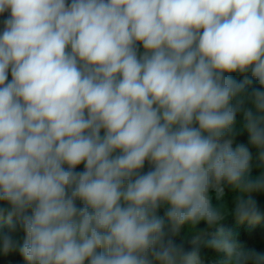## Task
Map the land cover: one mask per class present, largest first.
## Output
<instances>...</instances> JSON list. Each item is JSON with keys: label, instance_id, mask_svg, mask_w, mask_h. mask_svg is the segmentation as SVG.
Segmentation results:
<instances>
[{"label": "clouds", "instance_id": "clouds-1", "mask_svg": "<svg viewBox=\"0 0 264 264\" xmlns=\"http://www.w3.org/2000/svg\"><path fill=\"white\" fill-rule=\"evenodd\" d=\"M5 13L0 251L26 264H198L174 240L183 226L195 244L201 222L264 218V172L233 148L246 130L264 168V0H0ZM249 72L251 92L225 75ZM208 243L232 264H264L222 226Z\"/></svg>", "mask_w": 264, "mask_h": 264}, {"label": "trees", "instance_id": "trees-1", "mask_svg": "<svg viewBox=\"0 0 264 264\" xmlns=\"http://www.w3.org/2000/svg\"><path fill=\"white\" fill-rule=\"evenodd\" d=\"M8 15V13H5L3 15H0V30L3 28L2 20L4 16ZM140 52H143V48L141 46ZM226 76H231L235 81L237 82H243L245 76L248 77L249 80H251L250 84H247L245 86V89L247 92H251L254 88H259L260 85L258 81L251 76V73H226ZM9 79H11V76L9 75ZM243 107H251L250 104L245 102ZM243 120V113L240 112L237 114V124L242 122ZM238 144H244L245 146L249 147V150L252 154V173L251 175L253 177L259 176L261 172H264V168L257 167L258 164H260V161L258 159V152L257 150L252 147L249 143V134L245 130L243 132H240L239 135L236 136L233 148H235ZM148 165L146 163L144 171L148 170ZM83 165H79L77 170H82ZM237 195L236 192H234L230 188H225V196L222 198L223 203H225L229 211L231 212V209L234 207L235 204V196ZM254 198L257 200V205L261 209L262 214H264V193H257L253 194ZM210 196L212 197V202L214 205H216L218 202L215 199V192L210 191ZM79 203V202H78ZM7 203L0 201V207H7ZM165 211V207H162L159 211V215H163ZM15 220V218H14ZM224 227L226 231H231L233 238L238 242L246 246L247 249H254L258 253H264V218L257 223L252 224L248 221H237L234 215L229 214L225 220L220 222V225L217 227ZM217 227L213 228H207L206 224L204 222H201L197 225V229H203L204 231L201 232L199 240L193 244V233L189 231L188 226L185 225L182 227L180 233L178 236L174 237V240L177 244L182 245L185 250L190 249H197L198 250V264H232V262L228 259L227 254L219 251L213 247H211L208 243L213 238H216L217 233ZM7 231V225L6 221L3 219H0V233ZM13 238L18 240L20 243L23 242L24 239V232L21 228H19V225L17 226V231L12 233ZM0 264H26V261L20 255V253L17 251H11L7 254L0 251Z\"/></svg>", "mask_w": 264, "mask_h": 264}]
</instances>
